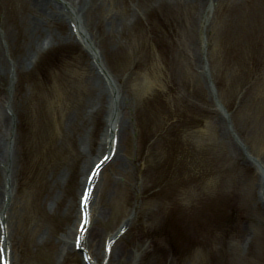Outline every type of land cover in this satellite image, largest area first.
<instances>
[{"label": "rangeland", "instance_id": "374dc122", "mask_svg": "<svg viewBox=\"0 0 264 264\" xmlns=\"http://www.w3.org/2000/svg\"><path fill=\"white\" fill-rule=\"evenodd\" d=\"M68 1L35 30L30 0H0L8 264H87L71 233L112 118L124 128L90 199L95 264H264V0ZM152 100L161 141L146 155Z\"/></svg>", "mask_w": 264, "mask_h": 264}, {"label": "bare ground", "instance_id": "6f19581e", "mask_svg": "<svg viewBox=\"0 0 264 264\" xmlns=\"http://www.w3.org/2000/svg\"><path fill=\"white\" fill-rule=\"evenodd\" d=\"M53 2V4H52ZM29 9L33 12V16L34 18L32 21L33 24V28L35 30H37L36 26L38 23L40 22H56L57 20H61L64 17H66L67 14H71V7H70V2L68 0H30V5H29ZM37 18V19H36ZM88 74H89V84H91V92L92 91H96L97 93V101L98 104L100 106L101 103L100 102V98L104 95V91L102 88V80L99 77H95L92 74V71L90 69L87 70ZM167 95V90L166 87L164 88V90L162 91V96H166ZM120 100V99H119ZM119 102V101H118ZM94 104V103H93ZM95 105V104H94ZM93 105V106H94ZM92 107V105H90ZM90 107V108H91ZM96 107V106H95ZM98 107V106H97ZM155 104H154V100H152V105L150 108L149 112H145V121L147 122V127L150 133V136L147 138L149 140V142L147 143V145L144 147V153H146V155H148V153L153 152L152 148L155 151V154L157 155V148L159 142L161 141L160 139L157 138L156 136V126H157V122H156V110H155ZM8 115V114H7ZM165 124H164V129L165 132H167L168 136H169V132L171 131L170 126H171V122L169 119H165ZM7 123H9V118H7V116H0V169L2 168V171H7L9 170V166H7V162H6V157H4V155H6L9 152V145L12 149V145H14L16 143V140H14V142L9 141L2 133V127L5 125H7ZM123 125L119 124L117 122V120H115L113 118V123H111V125L107 128L106 132H108L105 134L106 138L108 139V141L106 140V138L104 139V147L102 148V151L100 153L99 156H94L93 159L88 161V166L83 169L84 170V176H83V180H81V188H80V193L79 195H82V191L84 189V186L87 185L86 179L89 175V171L91 170V168L93 167L94 164L98 163V161L102 160V156L107 154L110 155V153H112V150L115 151L114 155L112 156V158H114L116 156V152L117 149L119 147V143H120V137H121V131H122ZM116 142V144H115ZM5 158V159H4ZM149 158V157H146ZM148 162V160H147ZM155 164L152 165V162H150V164H148L147 169L152 168ZM187 179L190 181L191 177L186 176ZM94 178L90 181V183L88 184V187H93L94 185ZM90 199V198H89ZM87 201V199L85 200V202ZM3 202H5V196L3 194H0V203L3 204ZM90 205V204H89ZM87 205V202L84 204V206L80 207V204L78 203V219H77V223L76 226L74 227V230L72 231V250L74 251L77 248L81 249L78 250L80 252V254H85V257L88 256V254H90V258L87 261V264H95L94 260H92V255L91 253H93L92 251L96 252L97 250V245L95 243V235H92L91 231H87L88 227L86 228V226H83V228H86V232H84L82 234L81 230H78L79 226L81 225V217L82 214L84 213V215L86 216H90V206ZM85 216V217H86ZM154 221V220H152ZM86 222V220H85ZM158 223V222H157ZM157 223H154V225H150V224H146L145 227L150 229V228H154V227H158L159 224L157 225ZM161 223V221H160ZM88 232V234H87ZM87 234V236H86ZM116 237V235L112 236L109 238L110 241L114 240V238ZM77 238H78V243H77ZM111 243V242H110ZM2 245V255H4V259L6 260L5 257L8 258V248L7 245L5 244V240L3 241ZM167 245V243H166ZM111 246V245H110ZM168 246V245H167ZM121 256V255H120ZM119 256V257H120ZM179 258V257H178ZM177 257H174L175 259V263L176 264H185L186 263V259H178ZM164 264H169V259L167 258L164 261Z\"/></svg>", "mask_w": 264, "mask_h": 264}]
</instances>
